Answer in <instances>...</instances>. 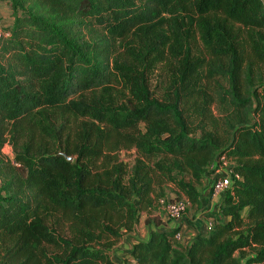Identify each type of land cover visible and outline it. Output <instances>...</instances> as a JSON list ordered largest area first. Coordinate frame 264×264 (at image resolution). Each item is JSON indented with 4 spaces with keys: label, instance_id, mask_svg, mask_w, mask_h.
<instances>
[{
    "label": "trees",
    "instance_id": "obj_1",
    "mask_svg": "<svg viewBox=\"0 0 264 264\" xmlns=\"http://www.w3.org/2000/svg\"><path fill=\"white\" fill-rule=\"evenodd\" d=\"M33 2L9 4L0 37V149L14 151L0 156V264H112L165 186L199 204L221 157L239 180L206 214L207 234L183 246L177 230L151 231L131 258L264 264L261 0ZM159 66L169 73L162 98L149 88ZM213 104L231 115L222 135ZM123 149L136 150L131 170Z\"/></svg>",
    "mask_w": 264,
    "mask_h": 264
},
{
    "label": "crops",
    "instance_id": "obj_2",
    "mask_svg": "<svg viewBox=\"0 0 264 264\" xmlns=\"http://www.w3.org/2000/svg\"><path fill=\"white\" fill-rule=\"evenodd\" d=\"M6 0H0V27L4 28L11 24L8 19L9 8L6 6ZM211 176L205 178L203 187L199 189L200 201L197 205L190 204L185 215L179 221L169 220L163 213L160 220L149 224L145 222L151 215L146 213L140 214L138 221L135 223L131 232H123L121 238L116 242L109 253V259L112 264H135L131 258V251L136 242H146L150 237L151 231H179V242L186 246L193 238L199 235H206L212 225V219L207 213H216L218 211L222 195H212L207 188L211 181ZM192 209V210H190Z\"/></svg>",
    "mask_w": 264,
    "mask_h": 264
},
{
    "label": "rangeland",
    "instance_id": "obj_3",
    "mask_svg": "<svg viewBox=\"0 0 264 264\" xmlns=\"http://www.w3.org/2000/svg\"><path fill=\"white\" fill-rule=\"evenodd\" d=\"M9 1L10 2L7 3V5H6L7 8H10L9 4H11L14 1H19V2L24 3L25 8H28L34 4L33 0H9ZM261 2L264 6V0H261ZM34 8H36V7H34ZM9 12H10V10H9ZM8 19H10L11 23H12L13 18L11 15L8 16ZM0 32L5 33V27L4 28L0 27ZM77 36H78V38H84L87 41H95L98 38V33L95 31H91V30H82V31L78 30ZM168 80H169V73L162 66L157 67V69L150 75L149 88H150V91L154 97L162 98V96H163V94L166 91V88L168 86ZM211 108H212V114H213L214 119L222 128V129L220 128V135H222V132L225 131V129H227V126L232 123V120L230 118L231 115L226 108L223 110L222 107H220L216 104H213L211 106ZM58 149L59 148H54L53 151H55V150L58 151ZM59 153H62V152L60 151ZM0 156L2 159L7 160V161L13 160L14 151H13V148L11 147V145L8 144L7 142L0 149ZM116 156H117V159L120 163L124 164L128 170H131V168L134 164V161L137 157V153H136L135 149H129V150L123 149V150H120L116 154ZM229 163L232 164V162L230 160H229ZM185 181L188 182L189 179L185 178ZM208 188L209 187L207 186L206 189H208ZM164 191H165V198L160 199V200H171V199L181 200L182 198H185L183 195L181 196V194H179L177 192V190L175 189V187L172 185L165 186ZM190 210H192V209H190ZM152 212L150 214H147L145 211H143V212H141V214L146 213L147 215H151V217L149 219L153 220V222L163 218L160 206L157 205L156 209L153 210Z\"/></svg>",
    "mask_w": 264,
    "mask_h": 264
},
{
    "label": "built area",
    "instance_id": "obj_4",
    "mask_svg": "<svg viewBox=\"0 0 264 264\" xmlns=\"http://www.w3.org/2000/svg\"><path fill=\"white\" fill-rule=\"evenodd\" d=\"M2 33L0 32V37ZM18 167L19 164L13 163ZM232 164L225 157L217 159L210 167L211 181L208 184V190L212 195H224L232 187L233 180H239V176L234 174ZM159 206L162 213L171 221H179L186 213L188 202L185 199L181 200H159ZM179 233L175 238L179 240Z\"/></svg>",
    "mask_w": 264,
    "mask_h": 264
},
{
    "label": "water",
    "instance_id": "obj_5",
    "mask_svg": "<svg viewBox=\"0 0 264 264\" xmlns=\"http://www.w3.org/2000/svg\"><path fill=\"white\" fill-rule=\"evenodd\" d=\"M62 156L66 158L67 161L71 162L73 160V157H67L65 153H60Z\"/></svg>",
    "mask_w": 264,
    "mask_h": 264
}]
</instances>
